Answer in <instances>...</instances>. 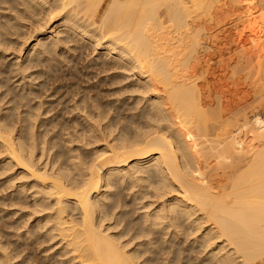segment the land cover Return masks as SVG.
Here are the masks:
<instances>
[{
    "label": "bare ground",
    "instance_id": "1",
    "mask_svg": "<svg viewBox=\"0 0 264 264\" xmlns=\"http://www.w3.org/2000/svg\"><path fill=\"white\" fill-rule=\"evenodd\" d=\"M217 1L0 0V264H264V0L214 63Z\"/></svg>",
    "mask_w": 264,
    "mask_h": 264
},
{
    "label": "rangeland",
    "instance_id": "2",
    "mask_svg": "<svg viewBox=\"0 0 264 264\" xmlns=\"http://www.w3.org/2000/svg\"><path fill=\"white\" fill-rule=\"evenodd\" d=\"M217 2H218V3H216L217 5L214 4L215 6L212 8V10H210L212 12L209 11L210 12L209 14H208V12H207V14L204 12L206 17L204 14H201V12H200L199 14L201 17L198 15L197 16L198 18H196L197 19L196 21L199 24V26H202L201 29L202 30L205 29L203 31L204 32L203 34H205V35H202L203 38L207 39V37H208V39L210 40V42H209L208 39L207 40L204 39V40H206V43L209 42V45L211 46V51H213V52H211V54L212 53L214 54V52H215L214 55L213 54L211 55V56H213L212 58L214 59L213 60L214 63L217 61V58H219L218 55H217L218 57L216 56V54H219V52L216 53L217 49H220V47H222L223 45H225V46H223V49L226 46L235 48L236 43H235L234 39L236 38V35L239 34L240 32L244 33L245 31H248V28L246 27V24H248L247 18L246 17L240 18L239 15L235 14V12L237 13L238 10L240 12L239 6H241V10H247V11H253L259 7V5L257 4V0H242L241 4L238 3V1H237V4H239V5L235 4L234 0L233 1L232 0H219ZM232 14H233L234 18L232 17ZM262 25H263V27H262ZM261 27L262 28H259V31L261 30L260 34H261V36H263L264 35V18L262 19ZM226 28L229 29V31L226 30ZM231 32H233V34H235V36L234 35L231 36L232 34H229ZM220 45H222V46H220ZM213 47H214V49H213ZM228 47H226L225 49H228ZM215 48H217V49L215 50ZM92 55H94V54H92ZM95 55H96V53H95ZM22 58L24 59L25 56ZM22 58H21V60H22ZM242 87L244 88V86H242ZM242 98L243 97H241V100H242ZM263 98H264V96H263ZM260 101L261 100L259 99L258 102H260ZM262 101H263V104H261ZM262 101L259 104H260V107H263L261 109V113H262V116L264 117V100H262ZM251 107L250 106H249V108L247 107L246 110L249 111ZM14 237H16V236H12L13 239H16Z\"/></svg>",
    "mask_w": 264,
    "mask_h": 264
}]
</instances>
